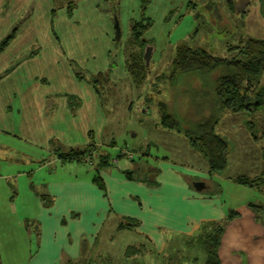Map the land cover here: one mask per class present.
Wrapping results in <instances>:
<instances>
[{
	"label": "rangeland",
	"instance_id": "1",
	"mask_svg": "<svg viewBox=\"0 0 264 264\" xmlns=\"http://www.w3.org/2000/svg\"><path fill=\"white\" fill-rule=\"evenodd\" d=\"M70 1L72 0H55L53 9L67 5ZM73 1L79 5L76 16L81 21V30L73 32L72 36L65 32L66 13L62 10L59 12L56 28L62 38V45L78 48L79 59L84 60L83 65H89V68L97 60L90 59L88 63L89 45L96 50L103 48L104 40L100 38V34L106 28L105 16L108 18V13L113 21V29L116 16L120 21L122 33L117 41L119 49L122 50L131 34V21L142 17L141 0H117L109 3L110 6L100 11L101 14H96L92 7L105 5L104 0ZM235 1L238 5L232 10L229 0H148L145 15L152 20L153 25L145 32L144 37L152 41L154 47L148 61L146 81L142 85L136 83L127 72L124 78L121 77L123 62L118 60L122 57L118 49L115 50L113 61L116 60L115 68L119 67L116 74L119 79L113 78L114 81L103 89L104 96L101 100L106 129L101 151L110 157L108 170L121 173V169H130L135 171L137 178H143L147 171L144 168L146 163L143 153L148 150L151 156H167L178 164L201 167L203 163L207 166L204 158L191 149L184 136L161 125L158 102L162 100L170 103V110L187 126L191 121L198 122L212 113L215 101L213 81L215 76L221 75L225 70L212 74L183 75L173 84L169 75L180 45L201 48L218 57L243 59L240 49L249 38L264 39L261 0ZM29 11L22 15L21 20L28 17ZM46 18L50 28V16ZM39 39L42 47L49 46L44 35ZM165 75L167 78L163 77ZM254 84L256 92L264 87V74ZM249 119L256 124L254 133L259 136L258 142L252 139L246 127ZM217 132L230 143L228 168L208 181L222 194L227 215L222 224L227 228L231 215L238 213L240 206L251 203L262 206L257 208V214L264 223V191L234 181L239 177L264 174V106L253 117L248 112H224ZM11 136L5 128L0 127V264H30L38 244L35 240L34 220L28 218L22 222L24 215L30 217L36 211V203L29 199V194L38 196L37 193L44 192L45 186L41 182L52 175L51 171L57 179H70L91 174L94 168L77 159L64 158L72 149L79 147L76 144L72 148L68 146L60 150L58 157L61 158L48 169L34 171L47 161L36 162V159L43 157V152L33 146L24 145L25 143L20 144L17 138ZM111 140L115 141L116 146L108 144L107 141ZM124 150L133 153V159L124 156L120 161L117 159L119 164L113 165L116 164L114 157ZM91 160L87 159V162ZM22 171L30 173L31 180H28L27 175L20 176ZM152 175L151 173L150 176ZM48 197L50 198L43 196ZM123 215L114 210L102 222L91 252L95 264L207 263L205 247L197 238L171 235L167 248L158 253L150 243H143L144 237L134 229H120L119 223L124 220Z\"/></svg>",
	"mask_w": 264,
	"mask_h": 264
},
{
	"label": "crops",
	"instance_id": "2",
	"mask_svg": "<svg viewBox=\"0 0 264 264\" xmlns=\"http://www.w3.org/2000/svg\"><path fill=\"white\" fill-rule=\"evenodd\" d=\"M10 1L9 7L5 8L6 0H0V41L25 12L30 10V14L17 37L0 53V74L9 70L0 80V127L20 144L43 152V157L36 162L47 161L34 169L37 172L54 165L61 158L58 156L63 148H72L76 144L79 145L76 148L86 146L91 140L90 133H93L100 152L106 129L102 100L88 81L77 78L76 71L81 69L90 78L91 74L109 72L113 64L112 74L109 72L111 80L119 79L116 76L119 67L115 68L116 60L113 61L119 47L110 13L108 18L105 16L106 28L100 34L104 40L103 48L96 50L89 45L88 63L90 59H97L89 68L79 59L78 48L62 45L56 28L62 10L67 16L64 17L65 32L72 36L73 32L81 30V21L76 16L77 2L70 1L77 5L71 18L67 14L70 2L56 8L58 15L52 28L55 0ZM115 2L104 0L105 5L92 8L96 14H101L109 3ZM46 16H50V28ZM135 20L140 19L132 21ZM42 35L48 39V47H42L39 39ZM33 50L37 53L31 56ZM118 52L122 56L118 60L123 62L120 76L124 78L128 73L125 49ZM68 94L75 95L80 102L75 111L68 105ZM107 142L116 146L115 141ZM148 151L143 153L144 168H147L143 178H137L135 171L130 169H121V173L108 170L109 164L102 166L99 162V152L97 158L89 162L79 160L94 168L91 174L57 179L51 171L52 175L41 182L46 188L44 192L37 193L38 196L29 194V199L36 203L35 213L22 218V222L30 218L36 223L34 234L38 248L30 264H95L92 249L102 222L114 210L124 214L119 226L127 217L139 220L141 223L134 230L144 237L143 243H150L158 253L167 248L171 235H199L202 225L221 222L227 216L222 194L208 182L215 174L210 172L202 155L207 166L202 163L201 167H193L178 164L167 156H151ZM122 157L115 156L114 159L120 161ZM117 164L119 162L113 165ZM124 171L131 172V177ZM97 173L106 183L105 191L93 181ZM19 175H27L31 180V174L26 171ZM197 182H204L202 191L196 190ZM44 195L50 198H43ZM219 254L222 264H264V223L250 205L240 206L238 214L225 228Z\"/></svg>",
	"mask_w": 264,
	"mask_h": 264
},
{
	"label": "trees",
	"instance_id": "3",
	"mask_svg": "<svg viewBox=\"0 0 264 264\" xmlns=\"http://www.w3.org/2000/svg\"><path fill=\"white\" fill-rule=\"evenodd\" d=\"M106 1L115 2L116 0ZM10 2V0H6L4 7L8 8ZM147 3L148 0H143L142 18L132 21L131 35L125 47L127 71L135 82L141 85L146 81L147 72L149 70L147 57L149 52L153 51L152 48L154 47V43L144 37L145 32L153 25L152 20L145 15ZM229 4L232 10H235L238 5L235 0H229ZM76 6L75 2H70L67 5V14L69 18L73 17ZM261 14L264 16V0H261ZM57 15L58 10L55 8L52 11V28H54V21ZM26 20V18H24V20L20 19L18 23L13 26L11 31L0 41V53L17 37L21 26ZM55 34L58 38L57 33ZM117 40L116 38V41ZM240 51L243 54V59H229L214 56L204 49L189 47L185 44L178 47L172 65L173 68L169 75L170 77L168 76L172 84L183 75L212 74L219 70H225L224 73L214 78L212 86V92L215 97L214 107L212 113L205 119L198 122L191 121L187 126L181 121L177 114L170 110V103L162 100L158 102L161 114V125L167 130L184 136L190 143L192 149L206 159L210 172L214 174H221L229 165L228 155L230 152V143L217 132V126L223 113L226 111L234 113L248 112L249 115L253 117V115L264 106V87L256 92L254 84V81L258 80L264 74V39L255 37L249 38L245 45L241 47ZM36 53L37 50H33L31 56ZM113 66L112 64L111 70H109L111 74ZM8 71L9 70L6 72ZM109 72L91 74L90 78H87L86 73L82 72L80 69L76 71V76L81 81H88L94 87L98 96L102 98L104 96L103 89L106 88L109 83H112L111 74ZM4 74H0V80ZM163 77L167 78V75ZM67 97L70 109L75 111L76 107L80 105L78 98L72 94H68ZM188 118H191V116ZM246 127L252 139L258 142L259 136L254 133V129L256 128L254 120H247ZM90 137L91 140L86 147L72 149L70 153L64 155V158L77 160L96 159V153L99 152V148L93 133H90ZM101 153L100 151L98 157L99 162L102 166H105L110 163V157L107 154ZM118 157H122V155ZM124 174L129 178L131 177V172L129 171H124ZM93 181L102 191L106 190V183L99 173L96 174ZM234 181L237 184L251 188H259L264 191V174L256 177H239L234 179ZM250 206L256 213L259 208H262V206L253 203H251ZM237 214L238 213L235 212V214L231 215L230 221ZM125 220V223L121 224L120 229H136L141 223L139 220L132 217H127ZM222 222L223 220L221 222L206 223L201 227V234L193 236L205 247L207 253L206 264H222L219 254L222 234L225 231V225L222 224Z\"/></svg>",
	"mask_w": 264,
	"mask_h": 264
},
{
	"label": "water",
	"instance_id": "4",
	"mask_svg": "<svg viewBox=\"0 0 264 264\" xmlns=\"http://www.w3.org/2000/svg\"><path fill=\"white\" fill-rule=\"evenodd\" d=\"M115 28H116V38L119 39L121 37L122 28H121V24L117 16L115 17ZM151 53L152 52H149L147 61H149ZM195 187H196V190L202 191L205 188V184L204 182H197L195 183Z\"/></svg>",
	"mask_w": 264,
	"mask_h": 264
},
{
	"label": "built area",
	"instance_id": "5",
	"mask_svg": "<svg viewBox=\"0 0 264 264\" xmlns=\"http://www.w3.org/2000/svg\"><path fill=\"white\" fill-rule=\"evenodd\" d=\"M120 155H122V156H128V157H130V158H132L133 159V153H129V152H127V151H120ZM118 159V158H117ZM117 159L115 160V162H117Z\"/></svg>",
	"mask_w": 264,
	"mask_h": 264
}]
</instances>
